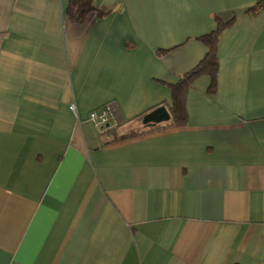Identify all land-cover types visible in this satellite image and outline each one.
Segmentation results:
<instances>
[{"label": "crops", "instance_id": "obj_1", "mask_svg": "<svg viewBox=\"0 0 264 264\" xmlns=\"http://www.w3.org/2000/svg\"><path fill=\"white\" fill-rule=\"evenodd\" d=\"M69 2L0 0V186L26 210L0 264H264V5L95 0L106 17L74 24ZM217 22L215 92L202 77L185 126L112 143L159 108L170 121Z\"/></svg>", "mask_w": 264, "mask_h": 264}, {"label": "trees", "instance_id": "obj_2", "mask_svg": "<svg viewBox=\"0 0 264 264\" xmlns=\"http://www.w3.org/2000/svg\"><path fill=\"white\" fill-rule=\"evenodd\" d=\"M95 0H70L65 12V17L74 24H82L90 14H94L97 19L106 17L101 12H96L93 7ZM263 1L257 2V5L250 12H256L261 8ZM231 23L224 24L217 22V27L214 32L209 35L197 39L206 50L205 56L199 64L191 71L183 75L176 84L169 86L171 92V100L169 106L170 121L162 126L163 128H180L186 124V110L185 100L188 90L192 87L194 82L202 77H207L210 80L209 93L213 94L216 89L218 58H217V43L224 30L230 26ZM164 51L159 52V56L165 55ZM158 126L151 129H142L141 131L116 137L112 143L126 141L132 138L143 136L146 133L156 129ZM104 129V128H103Z\"/></svg>", "mask_w": 264, "mask_h": 264}, {"label": "bare ground", "instance_id": "obj_3", "mask_svg": "<svg viewBox=\"0 0 264 264\" xmlns=\"http://www.w3.org/2000/svg\"><path fill=\"white\" fill-rule=\"evenodd\" d=\"M0 199L4 200L6 204L14 208V215L10 220L0 214V225L6 227L4 234L0 235V247L11 251L18 239L20 232L25 225V204L23 198L9 190L0 186ZM120 243L119 240H116Z\"/></svg>", "mask_w": 264, "mask_h": 264}, {"label": "built area", "instance_id": "obj_4", "mask_svg": "<svg viewBox=\"0 0 264 264\" xmlns=\"http://www.w3.org/2000/svg\"><path fill=\"white\" fill-rule=\"evenodd\" d=\"M257 2L260 0H256ZM263 3L261 6L264 5V0H262ZM71 112L74 113V106L70 107ZM108 119H109V112L108 110H104L101 113H91L89 115V121L98 129L102 130L104 127L108 125ZM261 232L264 234V226L261 227ZM132 254L136 255L137 257H140L143 253V249L140 245H138L135 241H132L131 248H129ZM13 264V263H12Z\"/></svg>", "mask_w": 264, "mask_h": 264}, {"label": "water", "instance_id": "obj_5", "mask_svg": "<svg viewBox=\"0 0 264 264\" xmlns=\"http://www.w3.org/2000/svg\"><path fill=\"white\" fill-rule=\"evenodd\" d=\"M143 122L147 127L154 128L158 125L168 123L169 122V115H168V113L164 107L159 108V109L151 112L150 114H148L144 118Z\"/></svg>", "mask_w": 264, "mask_h": 264}, {"label": "rangeland", "instance_id": "obj_6", "mask_svg": "<svg viewBox=\"0 0 264 264\" xmlns=\"http://www.w3.org/2000/svg\"><path fill=\"white\" fill-rule=\"evenodd\" d=\"M88 121H89V116H88ZM90 122V121H89ZM91 123V122H90ZM94 126V125H93ZM95 127V126H94ZM96 128V127H95ZM105 128V127H104ZM97 129V128H96ZM9 210L8 209H4L2 207H0V214L5 216L6 214H10V212H8ZM7 219H8V216H7ZM4 231V227H2L0 225V235L2 234V232Z\"/></svg>", "mask_w": 264, "mask_h": 264}]
</instances>
